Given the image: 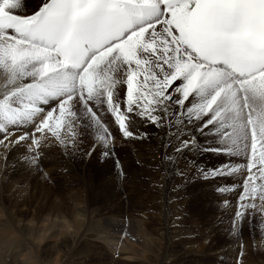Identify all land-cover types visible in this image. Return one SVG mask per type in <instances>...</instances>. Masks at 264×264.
<instances>
[{
    "label": "snow or ice",
    "instance_id": "snow-or-ice-1",
    "mask_svg": "<svg viewBox=\"0 0 264 264\" xmlns=\"http://www.w3.org/2000/svg\"><path fill=\"white\" fill-rule=\"evenodd\" d=\"M21 8L22 0H0L6 152L31 137L28 163L38 166L45 133L75 141L78 113L107 143L94 104L106 106L124 138L136 134L135 117L166 123L182 155L195 144L188 135L195 117L201 132L220 129L217 151L246 154L242 167L212 170L247 173L234 226L249 210L264 214V0H43L31 14Z\"/></svg>",
    "mask_w": 264,
    "mask_h": 264
},
{
    "label": "rangeland",
    "instance_id": "rangeland-1",
    "mask_svg": "<svg viewBox=\"0 0 264 264\" xmlns=\"http://www.w3.org/2000/svg\"><path fill=\"white\" fill-rule=\"evenodd\" d=\"M23 1L20 12L36 4L35 0ZM119 87L123 95L125 86ZM91 106L97 115H102L110 130L107 143L100 141L98 149L93 148L88 154L82 149V139L78 135L75 141L61 146L50 133H45L38 166L20 170L14 167L21 166L22 161L27 164L30 157H24L26 159L17 164L25 155L9 154L20 146L27 154L22 142L12 146L15 148H10L3 157L7 161L11 159V164L6 171L7 177L0 179V208L5 215L2 219H7V211L8 218H11L7 220L13 221L16 226L11 223L10 226L17 232L0 235V240H4L3 248L6 244V248L17 244L21 246L22 254L33 250L34 254L30 255L36 259L32 264H238V260L242 264H264V214L249 210L239 227L234 226L246 171L233 175L212 173L213 169L222 171L247 163L245 153L237 156L227 149L217 151L224 148L218 138L220 129L201 132L193 117V122L188 125V135L195 141L194 147L176 159L177 163L182 162L180 168L170 170L175 155L171 161L164 158L168 155H164L163 141L152 136L155 133L164 136V125L153 126L135 117L140 124L138 134L124 138L114 127V118L107 108L101 112L94 104ZM76 108L81 105L76 104ZM78 116L81 118L76 126L83 132L84 140L92 133L99 135L90 118L83 117L82 113ZM145 127L153 132L145 131ZM168 129L172 138L174 130ZM18 132L14 136H18ZM150 143L157 152L136 156L137 151L144 153ZM183 167L189 168L183 170ZM3 179H8L7 183ZM11 180L13 184H10ZM43 201L47 203L45 206ZM78 209H83V215L74 217ZM30 224L31 229H26ZM101 236L104 241H97L96 238ZM110 239L112 243L105 242ZM240 252L244 253L242 257H239Z\"/></svg>",
    "mask_w": 264,
    "mask_h": 264
},
{
    "label": "bare ground",
    "instance_id": "bare-ground-1",
    "mask_svg": "<svg viewBox=\"0 0 264 264\" xmlns=\"http://www.w3.org/2000/svg\"><path fill=\"white\" fill-rule=\"evenodd\" d=\"M23 1V0H22ZM36 1V4H35V6L33 7V8H30V9H28V10H26V11H22L21 12V14H31L32 12H34L35 10L34 9H36L37 8V6H38V3H41L43 0H35ZM24 2V1H23ZM37 10V9H36ZM56 103V101H52V102H50V105H48V106H44V107H50L51 106V104H55ZM105 108H106V106H105ZM107 110V109H106ZM101 114L99 113V118L101 119V121H102V123H104L105 125H106V122H105V120H104V118L102 117V115L100 116ZM42 116H43V114H40V116H38L36 119H37V121L39 120V119H41L42 118ZM76 122H78L77 120L75 121V124H76ZM77 125V124H76ZM136 125H137V127L133 130L136 134L135 135H137L138 134V131H139V128H140V124L138 123V122H136ZM34 127V125H27V126H25L24 127V131H31L32 130V128ZM114 127L115 128H117L118 129V126L116 125V124H114ZM161 127V126H160ZM163 127V126H162ZM116 129V130H117ZM119 130V129H118ZM144 130L145 131H147V132H153L152 130H150L148 127H145L144 128ZM164 130H165V135L163 136V133L162 134H159V135H157L156 133L154 134V135H152L154 138H155V140L156 139H160V140H162L163 141V146L166 148V151H165V153H164V155H168V156H171L172 158H174V155H175V158L173 159L174 161H172V167L170 168V170H172L174 167L176 168H180V164H182V162L179 164V163H177L178 161L176 160V159H180L179 157L181 156V154L180 153H177V152H175L174 151V149L172 148V146H171V144L169 143V141L171 140V142H172V144H174V143H176V141L173 139V136H172V138H170V131H169V129H168V126H167V124L165 123L164 124ZM75 131H76V134L78 135V136H80L81 137V139H82V145H83V147L84 148H82V149H84V150H86L87 151V153L89 154L90 153V151L91 150H93V148L94 149H98L99 147H100V140H98L97 139V136H94V134L92 133V134H90V135H88V139L87 140H84L83 139V137H82V135H83V132L81 131V129L79 130V127L78 126H76V128H75ZM19 133V132H18ZM120 133V132H119ZM21 134V132L19 133V134H17L18 136ZM49 134V133H48ZM48 134H46L47 136H49ZM63 134V133H62ZM153 134V133H152ZM51 135V134H50ZM76 135V138L78 137ZM16 136V135H15ZM15 136H14V138H15ZM190 136V135H189ZM49 138V137H48ZM55 138V137H54ZM46 139V138H45ZM44 139V140H45ZM56 139V138H55ZM47 141V140H46ZM77 141H79V140H77ZM48 142V141H47ZM57 142V141H56ZM70 142V141H69ZM72 142V141H71ZM156 142V141H155ZM24 145H26L27 147H28V145L31 143V137L29 138V140L28 141H24V142H22ZM44 143V142H43ZM46 143V142H45ZM77 143V142H76ZM28 144V145H27ZM59 144L61 145V143L59 142ZM58 144V145H59ZM70 144V143H69ZM72 144V143H71ZM114 144H115V142H114ZM145 144H147V143H145ZM45 145V144H44ZM48 145V144H47ZM73 145H74V143H73ZM72 145V146H73ZM78 145V144H77ZM12 146H14V145H12ZM12 146H11V149H14L15 147H13L12 148ZM16 146V145H15ZM26 146L24 147L25 148V150H26V152H27V154H25V153H23L24 151H22L21 149V146H20V148L18 149V148H15V150H13V151H11L9 154L10 155H12L13 156V154H17V153H20V154H23V155H25V156H23V158H21L20 157V159H19V161L18 162H16L17 164L21 161V160H25L26 158H24V157H26V156H31L32 155V153H30V152H28L27 151V148H26ZM41 146H43V144L41 145ZM62 146V145H61ZM64 146V145H63ZM72 146H71V148H72ZM75 146V145H74ZM44 147V146H43ZM42 147V148H43ZM60 147V146H59ZM77 147V146H76ZM193 147H194V145H193ZM192 147V148H193ZM48 148V147H47ZM57 148V147H56ZM62 148V147H61ZM75 148V147H74ZM191 148V149H192ZM208 148V147H207ZM73 149V148H72ZM71 149V150H72ZM78 149H79V147H78ZM212 149V148H211ZM68 150V149H67ZM145 152L144 153H140L139 154V152L137 151V154H136V156H143V155H145L147 152L148 153H150V152H153V151H156L157 152V148L155 147V146H153L151 143L148 145V146H146L145 147ZM2 151V152H1ZM7 151H9V150H7ZM79 151V150H78ZM184 151H191V150H187V149H185ZM183 151V152H184ZM61 152V151H60ZM64 152H65V150H64ZM63 152V153H64ZM70 152V151H69ZM72 152V151H71ZM74 152V151H73ZM94 152V151H93ZM7 152L5 151V149L2 147V146H0V179L3 177V176H6V171H9V170H7L9 167H10V162H9V160H11V159H9V157H8V161L7 162H5V160L3 159V157L5 156V154H6ZM84 154V153H83ZM7 155V154H6ZM45 155V154H44ZM90 155H92V154H90ZM9 156V155H8ZM11 156V157H12ZM18 156V155H17ZM46 156V155H45ZM72 156V155H71ZM88 156V155H87ZM144 157V156H143ZM87 158V157H86ZM164 158H167V157H164ZM13 159V158H12ZM14 160V159H13ZM88 160V159H87ZM5 162V163H4ZM25 162V161H24ZM23 161L21 162V166H14L16 169H18V170H20L19 168H23V169H29V168H31L33 165H30L29 163H27V164H25ZM68 162H69V160H68ZM12 163L13 164H16L15 163V161L13 162L12 161ZM186 163V162H185ZM186 165H188V164H186ZM162 166V165H161ZM35 167V166H34ZM14 168V169H15ZM164 168H166V164H165V167ZM189 167H183V170H187ZM70 170H72V168H69ZM17 170V171H18ZM31 170V169H30ZM174 170V169H173ZM176 170V169H175ZM179 170V169H178ZM11 171L12 170H10V174H11ZM15 171V170H14ZM16 171V172H17ZM26 171V170H25ZM27 172H29V170H27ZM173 172V171H172ZM175 172V171H174ZM188 172V171H187ZM22 173V172H21ZM20 173V174H21ZM15 174V173H14ZM17 174V173H16ZM20 174H18V175H20ZM23 174V173H22ZM21 174V175H22ZM27 174V173H26ZM9 175V174H8ZM28 175V174H27ZM35 175V174H34ZM13 176V175H12ZM15 176V175H14ZM7 177V176H6ZM17 177V176H16ZM15 177V179H18V177L16 178ZM23 177V176H22ZM22 177H19V178H22ZM5 178V177H4ZM9 178V177H8ZM12 178H14V177H12ZM6 179V178H5ZM5 179H3L4 181H6V183H7V180H5ZM15 179H14V181H15ZM23 180V179H22ZM35 180V179H34ZM12 181L13 180H11V182H10V184L12 183ZM19 181V180H18ZM24 181V180H23ZM41 181V180H40ZM107 181V180H106ZM0 182H2V181H0ZM17 182V181H16ZM116 182V181H115ZM18 183V182H17ZM26 183V182H25ZM27 183H28V181H27ZM13 184V183H12ZM23 184V183H22ZM22 184H20V188H21V185ZM117 184V183H116ZM2 186L4 185V184H1ZM14 185H15V183H14ZM25 185V184H24ZM6 186V185H5ZM8 186V185H7ZM27 186V185H26ZM29 186V185H28ZM4 187V186H3ZM17 187V186H16ZM163 188H164V186H163ZM16 189V188H15ZM17 189H19V187L17 188ZM22 189H25V188H22ZM34 189V188H33ZM5 191V190H4ZM10 191H12V188H11V190ZM14 191V190H13ZM12 191V192H13ZM32 191V190H31ZM34 191H35V189H34ZM33 191V192H34ZM23 192H25L26 194H27V192L26 191H23ZM38 192V191H37ZM14 193V192H13ZM35 193V192H34ZM42 193V192H41ZM11 194V193H10ZM9 194V195H10ZM25 194V195H26ZM29 194V193H28ZM43 194V193H42ZM8 195V194H7ZM23 195V194H22ZM31 195V194H30ZM73 195V194H72ZM1 196V195H0ZM25 197V196H24ZM28 197V196H27ZM30 197H32V196H30ZM164 197V196H163ZM0 198H2V197H0ZM45 198V197H44ZM64 198H65V196H64ZM68 198V197H67ZM66 198V199H67ZM52 199V198H51ZM73 199V198H72ZM5 200V199H4ZM10 200V199H9ZM12 200V199H11ZM35 200V199H34ZM37 200V199H36ZM40 200V197L38 198V200L37 201H39ZM43 200V199H42ZM50 200V199H49ZM68 200V199H67ZM77 200V199H76ZM8 201V200H7ZM45 201H46V199H45ZM66 201V200H65ZM11 202V201H10ZM10 202H8V203H10ZM70 202H71V200H70ZM70 202H68L67 201V204H68V206L70 205ZM73 202H75V201H73ZM4 203H6L7 204V202H6V200L4 201ZM16 203H18V202H16ZM29 203V202H28ZM27 203V204H28ZM26 204V203H25ZM42 204H44V201H43V203ZM41 204V205H42ZM47 203H45L44 204V206L46 205ZM53 204H55V203H53ZM48 205H50V204H48ZM64 205H65V203H64ZM72 205V204H71ZM73 205H74V203H73ZM72 205V206H73ZM79 205H81V204H79ZM6 206V205H5ZM11 206V205H10ZM16 206H18V205H16ZM15 206V207H16ZM28 206V205H27ZM40 206V205H39ZM43 206V207H44ZM76 206V205H75ZM82 206V205H81ZM168 206V205H167ZM13 207V206H12ZM26 207V206H25ZM36 207H38V205L37 206H35L34 208H36ZM48 207H50V206H48ZM74 207V206H73ZM10 208V207H9ZM17 208V207H16ZM47 208V207H46ZM67 210H68V208L67 207H65ZM72 208V207H71ZM71 208H70V210H71ZM82 208V207H81ZM41 209V208H40ZM52 209H54V208H52ZM27 210V209H26ZM48 210V209H47ZM83 210V209H82ZM81 209H78L77 210V212L75 213V215H74V217H81L83 214H82V211ZM17 211V210H16ZM28 211V210H27ZM44 211V210H43ZM54 211V210H53ZM15 212V211H14ZM14 212H12V213H14ZM36 212V214H37V211H35ZM39 212V211H38ZM55 212V211H54ZM61 212V211H60ZM89 212V211H88ZM45 214L47 213V212H44ZM65 213V212H64ZM66 213H67V211H66ZM87 213V212H86ZM92 213V212H91ZM8 217H9V215L7 214V211H6V213H5ZM17 214V213H16ZM18 214H20V212L18 213ZM22 214V213H21ZM27 214V213H26ZM39 214V213H38ZM43 214V213H42ZM53 214V213H52ZM56 214V213H55ZM68 214V213H67ZM89 214V213H88ZM12 215L13 214H11V217H12ZM57 215V214H56ZM71 216H72V214H70ZM17 215H15V217H16ZM19 216V215H18ZM39 216H40V214H39ZM62 216V215H61ZM89 216H90V214H89ZM3 217H5V215H4V213H3V211L1 210V208H0V235H2V234H4L5 232L7 233V232H9V234L11 233V235H13L14 233L16 234L17 232H16V230H14V227L16 226L15 224L13 225L12 223H13V221H12V223L11 222H8V220L7 219H9V221H10V219L11 218H8L7 217V221L6 220H3L2 218ZM14 217V216H13ZM23 217V216H22ZM38 217V216H37ZM41 217V216H40ZM49 217V216H48ZM52 217V216H51ZM58 217V216H57ZM63 217V216H62ZM90 217H92V216H90ZM50 219V218H49ZM75 219V218H74ZM51 222V221H50ZM56 222V221H55ZM10 223H11V225L12 226H14V227H12V226H10ZM66 224V223H65ZM74 224V223H73ZM68 225V224H67ZM66 225V226H67ZM18 226V225H17ZM30 226H31V224L30 225H28V228H26V229H31L30 228ZM32 226L34 227V224H32ZM50 226H51V224H50ZM53 226V225H52ZM65 226V225H64ZM81 227H82V224H81ZM36 229V228H35ZM48 229V228H47ZM121 229V228H120ZM124 229V228H123ZM45 230V229H44ZM25 232H27L28 233V231H25ZM39 232V231H38ZM50 232V231H49ZM54 232V231H53ZM27 233H25L26 235H27ZM8 234V233H7ZM35 235V234H34ZM56 235V234H55ZM40 236V235H39ZM111 236V235H110ZM35 237H37V236H35ZM41 237V236H40ZM103 237H105V236H103ZM1 238V237H0ZM45 238V237H44ZM105 238H107V234H106V237ZM105 238H102V236L101 237H97L96 238V240L97 241H101V240H103L104 241V239ZM14 239V236L11 238V240H13ZM40 239V238H39ZM42 239V238H41ZM108 239V238H107ZM10 240V239H9ZM10 240V241H11ZM118 240V239H117ZM3 241L4 240H0V264H28V261H30V263L32 264V260L34 261L36 258H33L34 256H32V255H30V253H32L33 252V250L30 252V253H28V254H22V248H21V246L20 245H17V244H15V246H12L11 247V245H10V247H9V245H8V247L9 248H6L7 247V244L5 245L6 247L5 248H3L2 246H4V243H3ZM40 241V240H39ZM105 242L106 243H108V242H110V243H112V241H111V239L110 240H105ZM118 242V241H117ZM28 243V242H27ZM38 243V242H37ZM134 243V242H133ZM12 244V243H11ZM35 245V244H34ZM125 245H126V243H125ZM33 246V245H32ZM35 247V246H34ZM32 254H34V253H32ZM29 263V264H30Z\"/></svg>",
    "mask_w": 264,
    "mask_h": 264
}]
</instances>
